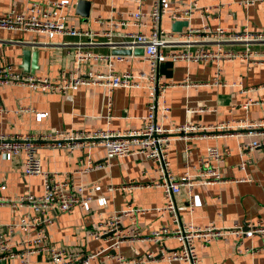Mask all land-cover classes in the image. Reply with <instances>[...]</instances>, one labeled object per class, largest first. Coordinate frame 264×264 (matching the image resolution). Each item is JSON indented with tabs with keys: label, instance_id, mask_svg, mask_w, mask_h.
Segmentation results:
<instances>
[{
	"label": "crops",
	"instance_id": "1",
	"mask_svg": "<svg viewBox=\"0 0 264 264\" xmlns=\"http://www.w3.org/2000/svg\"><path fill=\"white\" fill-rule=\"evenodd\" d=\"M60 0H0V15L15 9L25 10L30 3L45 7L50 2ZM67 10L54 12L56 17L81 29L104 31L107 28L95 24V19L119 21L120 13L137 9L142 4L148 12L154 0H86L90 2L89 16L78 7L79 0H69ZM245 0H167L168 10L177 6H186L192 2L204 7L223 3L225 7L218 13L197 12L189 21V26L208 25L212 28H233L247 26L252 31H264V0H253L245 7L239 3ZM182 20V21H186ZM163 27L172 30L173 23L164 16ZM186 28V27H185ZM184 29V28H183ZM136 31L131 27L129 31ZM149 32L148 28L143 29ZM121 38H116L120 40ZM84 37L57 36L49 38L46 34L29 30H0V67L13 64L20 66L24 62L23 52L27 49L37 51L39 69L36 74L49 78H58L63 70L79 69L81 73L108 70L106 62L93 60L85 64L76 63L69 52L78 51L77 44L84 43L83 52L93 54L116 55L108 45L107 39L99 37L101 44L90 45ZM98 41V40H97ZM235 49H244L236 45ZM252 51L264 50V45L252 46ZM123 59L113 61V70L118 73L129 72L134 76L149 74L151 66L143 54L122 55ZM221 69V79L226 83L215 86L213 79ZM30 73V72H29ZM161 80L169 85L159 103L158 123L166 129L186 124L199 127H215L221 124L238 125L240 121H255L264 118V63L253 64L243 60L225 63L216 62H173L167 61L159 67ZM148 85L147 80L142 81ZM190 84V85H188ZM245 90V93H243ZM0 100L6 111L0 113V134H47L50 132H94L97 130H115L126 132L143 128L148 114V104L152 100V91L148 88H116L110 94L101 86H82L66 94L47 93L38 89L4 86L0 87ZM164 107L170 110L164 112ZM26 108L25 111H19ZM241 133L242 129L236 128ZM222 136H218L221 135ZM217 130L201 131L187 136L178 135L169 148L171 169L177 178L185 172L196 174L199 160L205 158L209 147L220 150L229 148L231 154L218 167L226 180H243L197 184L189 191L183 188L176 196L181 209V218L185 223L196 226L215 224L228 228L234 225L264 227V150L243 149L244 143L260 138L245 134L230 136ZM43 170L60 172L72 178V182L82 184L88 189L85 195L92 198L89 210L80 207L72 212L59 210L47 212L54 221L48 226V240L58 248L85 253H98L110 247L105 239H94L90 232L111 214L127 210L130 206L145 208L148 212L137 215L135 219L122 218V227L135 226L144 235L151 234L162 226H174L167 213L158 208L165 204L163 189L156 186L159 178L155 165L144 158L134 155L112 161L103 169L79 172L86 168L88 159L96 163L107 161L103 147H94L84 151L69 152L64 149L42 148L38 152ZM248 165L241 169V163ZM94 185L96 189L90 190ZM136 185V187H134ZM44 181L42 177L28 178L24 174L23 157L14 158L9 154H0V194L14 199L31 193L41 196ZM25 214H35L29 209L13 205L0 206V225L16 223ZM250 226V227H249ZM17 236L15 239H20ZM18 241V240H14ZM242 251L234 236L213 241L207 246L197 244L200 264H264V234H255L245 238ZM168 248H178L179 241L169 239ZM148 252L159 254V246L151 241L124 242L119 249L104 252L91 264H108L111 255L119 253L125 258L143 256ZM116 263V262H115ZM0 264H52L42 254L31 255L27 261L21 258L0 260ZM153 264H184L183 262H155Z\"/></svg>",
	"mask_w": 264,
	"mask_h": 264
},
{
	"label": "built area",
	"instance_id": "2",
	"mask_svg": "<svg viewBox=\"0 0 264 264\" xmlns=\"http://www.w3.org/2000/svg\"><path fill=\"white\" fill-rule=\"evenodd\" d=\"M253 3V0H245L239 4L248 7ZM70 6L69 0H60L50 2L45 7L33 2L27 5L22 12L11 9L0 15V30H29L46 34L49 38L84 37L89 39L88 44L91 46L101 44L99 37H104L107 39L106 43L114 50L127 49L134 52V50L142 49L143 58L150 64L151 72L149 74L143 72L140 76H134L129 72L118 74L113 70V61L123 59L125 56L83 52L81 47L85 45L79 42L78 51L69 52V57L81 64L93 60L106 62L107 72L90 71L85 74L79 69L63 70L58 78H49L36 73L24 72L13 64H6L0 67V87L19 86L62 94L76 91L82 86H101L106 88L109 94L116 88H148L152 91V100L148 104V114L143 128L136 130L120 132L108 129L69 133L60 131L39 135L0 134V154H9L14 158L22 156L25 176L28 178L42 177L44 181L41 196L27 193L14 199H7L0 194V206L13 205L35 213L25 214L16 223L0 225V260L21 258L26 262L29 256L42 254L52 264H91L104 252H114L119 249L124 242L151 241L159 246L158 255L148 252L143 256L127 259L119 253H114L108 256L110 257L108 264H153L157 261L200 264L197 252L198 243L207 246L213 241L234 236L242 251L245 238L255 234H264V227H251L246 231L241 225L222 228L215 224H208L200 227L182 221L180 214L182 208L177 205L176 196L183 188L191 191L197 184L247 181V179L226 180L221 176L216 165L230 156L229 148L220 150L216 147H209L206 157L198 162L197 173L185 172L180 178L174 175L169 158V148L176 136L185 137L204 130H217L220 134L223 133V136L245 134L249 137H258L260 140L244 143L243 149L264 150V118L255 121H240L238 125L226 123L215 127H199L186 124L173 129L164 128L157 120L159 103L163 100L165 89L169 87L160 77L159 67L162 63L167 61L225 63L234 60H243L253 64L264 63V50L252 51L251 49L252 46L264 45V31H252L247 26L212 28L202 25L188 26L181 32H172L163 27L164 16L175 23L191 18L197 12L216 14L225 7L223 3L200 7L192 2L186 6H177L173 10H168L167 0H154L148 12L143 10L142 4H138L136 10L120 13L117 22L101 16L96 18L95 24L107 28L104 31L81 29L55 16L53 11L67 10ZM131 27L137 30L129 31ZM145 28H148L149 32L143 31ZM116 38L121 39L116 40ZM236 45H242L244 49H235ZM220 74L221 69L214 76L215 86L226 85ZM143 80L148 81L147 86H143ZM25 110L26 108H21L19 111ZM163 110L165 113L170 111L168 107H164ZM4 111L6 110L0 100V113ZM236 128L242 129L243 132H235ZM99 146L105 149L107 161L96 163L88 159L85 164L86 168L79 172L103 169L110 166L114 160L134 155L152 162L159 178L156 186L163 189L165 196V204L158 210L160 213L169 214L174 226H162L149 235H144L138 230L134 220L131 227L123 228L122 218L135 219L137 215L148 212L145 208L130 206L127 210L111 214L98 224L95 231L90 232L94 239L105 238L110 243L108 249L98 253H85L58 248L48 240V226L53 225L54 221L46 216L47 212L59 210L62 213H69L77 207L89 210L92 198L85 195L88 189L86 186L75 184L67 174L43 170L38 152L42 148L64 149L73 152ZM248 163L243 161L240 168L245 169ZM95 189L94 185L90 186V190ZM17 236H21L20 239H15ZM169 239L178 240L179 247L168 248L165 242Z\"/></svg>",
	"mask_w": 264,
	"mask_h": 264
},
{
	"label": "water",
	"instance_id": "3",
	"mask_svg": "<svg viewBox=\"0 0 264 264\" xmlns=\"http://www.w3.org/2000/svg\"><path fill=\"white\" fill-rule=\"evenodd\" d=\"M90 2L86 0H79L78 2V7L82 9L84 15L89 16V8H90ZM189 26V21H177L173 23L172 25V30L174 32H181L183 28ZM114 54L116 55H131V50L127 49H119V50H114ZM134 54H143L144 51L142 49L139 50H134ZM39 54L37 51L32 52L31 50L27 49L23 52V58L24 62L20 66L21 69L24 70V72H30V73H35L36 70L39 69Z\"/></svg>",
	"mask_w": 264,
	"mask_h": 264
}]
</instances>
